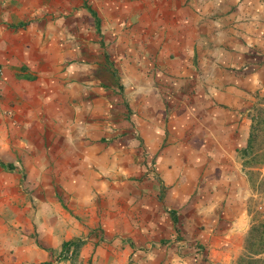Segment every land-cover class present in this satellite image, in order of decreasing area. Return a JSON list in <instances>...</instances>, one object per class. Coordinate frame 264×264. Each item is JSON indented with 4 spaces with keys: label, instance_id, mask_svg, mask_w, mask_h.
Returning <instances> with one entry per match:
<instances>
[{
    "label": "crops",
    "instance_id": "crops-1",
    "mask_svg": "<svg viewBox=\"0 0 264 264\" xmlns=\"http://www.w3.org/2000/svg\"><path fill=\"white\" fill-rule=\"evenodd\" d=\"M164 2L173 9L142 11L138 27L135 18L130 21L141 35L137 48L176 55L165 70L179 72L185 84L168 81V94L172 87L183 97L170 108L168 123H152V133L138 127L144 137L137 140H62L58 169L49 172L29 164L31 133L23 132L16 113L7 121L0 113V264H237L231 260L241 252L253 216L245 213L244 195L255 170L245 164V130L237 119L255 91L264 94V0ZM82 5L83 0H0V86L6 79L17 82L20 97L35 92L28 82L63 77L65 51L80 58L82 41L96 38L97 15ZM115 10L111 6L109 13L121 12ZM208 10L217 12L215 20L207 18ZM40 108L41 101H24L19 111L25 125L36 116L41 122ZM2 123L17 134L4 138ZM65 145L71 149L66 156ZM34 176L49 178L35 183L48 192L40 209L51 205L58 215L49 229L34 223ZM54 183L60 188L55 198L48 189ZM97 193L108 195L99 216ZM98 223L114 239L104 238L99 246L92 237L77 248L69 244Z\"/></svg>",
    "mask_w": 264,
    "mask_h": 264
},
{
    "label": "rangeland",
    "instance_id": "rangeland-1",
    "mask_svg": "<svg viewBox=\"0 0 264 264\" xmlns=\"http://www.w3.org/2000/svg\"><path fill=\"white\" fill-rule=\"evenodd\" d=\"M169 3L164 0H89V2L83 0L82 7L87 8L88 5L93 7L94 13L97 15L96 38L93 39V35L85 34V38L89 36L90 38L82 41L80 58L73 57L72 51H65L62 67L65 75L58 79H48V77L39 81L29 79L34 80L27 84L31 85L35 92L19 95L20 97L16 95L15 85L17 82L9 81V79L3 80L0 86V113L5 121L9 117L15 116L16 113L18 124L22 127L23 132L30 131L31 134L27 142L33 143V145H28L27 152L32 151L33 161L29 164L32 165L33 170L42 168L49 172L57 171V153L58 149H62L60 146L62 140L74 141L91 137L101 140L110 138L137 140L144 137L137 130L138 127L143 125L147 128V133H152L154 132L152 123L163 124L170 121L172 118L170 108L183 99L174 92L172 87L169 88L171 93L169 91L168 94V87L172 86L170 82H175L178 85L185 84L183 80H178L182 76L179 72L170 74L165 70L167 60L176 55L172 50H165L166 54H163L160 47L150 50L143 46V49L139 48L142 46L140 44L137 48V38H140L141 35L136 31L138 28H135L132 25L133 22L130 21L135 18L133 19L134 24L138 27L136 21L140 20L142 11L151 14V11H156L160 6L161 11L173 9V3L172 5ZM180 5H186V0H180ZM111 6H115V9L121 12L109 13ZM196 11H200V9ZM206 13H208L207 18L210 21L216 19L217 12L212 14L208 10ZM110 21L113 23L116 21L117 27L109 24ZM150 36L151 34L147 35V38ZM176 59L179 61L178 56ZM73 62H75V68L72 65ZM191 68L195 71L194 66ZM73 71H75V77L71 76ZM68 73L70 74L68 75ZM171 77H176V79ZM64 87H71V92ZM161 94L163 99L159 97ZM144 95H148L146 100L148 111L142 106ZM129 96L131 101L128 100ZM154 97L157 102L163 103L161 108H158ZM254 97L250 106L245 107L237 119L240 121L238 123L244 125L245 130L243 142L240 144L245 164L255 169L249 175L250 180L248 179V186L251 188H247L244 195L245 213L247 214L246 211H248V215L253 213V216L249 220L246 216L248 227L244 232L242 250L231 260L236 261L237 264H264V224L259 218L257 219V213L254 215L251 194L252 189H256L258 186L256 168L264 162V94H260V90H257ZM24 101L42 102L44 108H40L39 111L42 113L40 115L41 122L36 116L29 118L25 125L24 114L19 111L24 105ZM62 103L64 107H62ZM63 115L65 120L62 118ZM11 128L10 124L2 123L4 138L10 137ZM33 129L36 130L35 133L32 132ZM10 134L16 135L17 133L12 131ZM65 146L66 156L71 149L67 145ZM124 154L120 153L122 156ZM116 165L122 166V163L117 162ZM44 179L49 178L34 176L29 180L33 182L34 223L41 222L49 229L56 224L58 215L51 205L40 209L39 203L46 201L48 192L46 194L47 188H38L39 185L35 183ZM58 187L59 185L54 183L48 188L54 191V198L57 196L56 192L60 191ZM95 196L99 216L103 213L101 208L103 200L108 195L97 193ZM115 197L116 195H114ZM114 237L107 236L104 225L98 223L90 229L87 237L78 236L72 241L75 242L77 248L87 238L93 240L96 238L95 244L99 246L104 245V243H100L104 242V238L112 240ZM165 240L169 241V239ZM166 242L164 241V243ZM60 256H64L63 253Z\"/></svg>",
    "mask_w": 264,
    "mask_h": 264
},
{
    "label": "built area",
    "instance_id": "built-area-1",
    "mask_svg": "<svg viewBox=\"0 0 264 264\" xmlns=\"http://www.w3.org/2000/svg\"><path fill=\"white\" fill-rule=\"evenodd\" d=\"M3 77V70L0 67V84ZM258 175V186L253 195V211L257 212L262 219H264V162L259 164L256 168Z\"/></svg>",
    "mask_w": 264,
    "mask_h": 264
},
{
    "label": "trees",
    "instance_id": "trees-1",
    "mask_svg": "<svg viewBox=\"0 0 264 264\" xmlns=\"http://www.w3.org/2000/svg\"><path fill=\"white\" fill-rule=\"evenodd\" d=\"M71 242H74V241H70L69 244H70Z\"/></svg>",
    "mask_w": 264,
    "mask_h": 264
}]
</instances>
